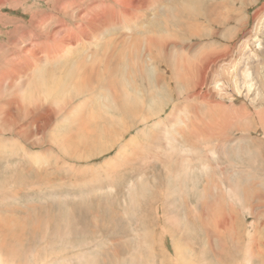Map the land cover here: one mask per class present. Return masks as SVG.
I'll return each mask as SVG.
<instances>
[{
  "label": "rangeland",
  "instance_id": "obj_1",
  "mask_svg": "<svg viewBox=\"0 0 264 264\" xmlns=\"http://www.w3.org/2000/svg\"><path fill=\"white\" fill-rule=\"evenodd\" d=\"M85 1L0 0V264H264V0H202L226 2L219 15L231 16L215 26L202 11L196 37L168 16V48L154 49L162 63L142 55L126 118L102 85L82 79L67 88L75 97L55 98L76 56L34 61L26 50L41 53L33 39L55 33L54 16L77 32ZM140 27H113L122 41L111 56L141 40ZM81 42L93 51L94 39ZM225 48L231 64L198 65ZM86 49L78 55L88 62ZM202 71L222 89L196 82Z\"/></svg>",
  "mask_w": 264,
  "mask_h": 264
},
{
  "label": "bare ground",
  "instance_id": "obj_2",
  "mask_svg": "<svg viewBox=\"0 0 264 264\" xmlns=\"http://www.w3.org/2000/svg\"><path fill=\"white\" fill-rule=\"evenodd\" d=\"M92 1H91V4L92 3L93 4L91 5L90 9L87 10L85 8L86 16H81L83 14H80V16L77 14L78 16H75V20L79 22V25L75 27L77 32L73 31L71 27L68 26L70 25V23L66 25L65 22H62V20H60L61 17L54 16L55 18L53 19H56L55 21L57 22L58 31L56 30L55 33L49 34L47 37H45L43 33H40L41 36H43L41 39L42 41H39L40 40L39 38L30 36V37H34V39L33 38L32 39L35 45L36 43H38L39 48H41L40 49L41 53H39V50L38 52H36V49L34 50L26 49V50L29 51L28 55H30V58L32 57L34 61H38L37 58L39 55L40 57L45 55L44 59L48 58L50 61L54 59L57 60L59 57L63 56L62 53L76 56V60L73 62V64H71V66L70 65L68 66L69 69L67 68L66 75H68V78L63 79V77L61 76L62 77L61 79L60 78H58V80L56 79L55 81L56 86L54 87L57 93H55L56 96L54 97L64 98V95L62 93L66 92L67 94V88H71L72 91H75L76 87H75L74 82L77 79L78 80L82 79V81L84 82V87H89L91 84L93 85L96 83L95 85H102L101 87L98 88L100 92L99 93L100 96L111 95L110 101L114 103L116 102V105H117V107L113 109L112 112L114 113L117 112L119 113V115L120 113L124 114L122 118L123 117L126 118L130 114L135 113L137 109L136 105L134 104V101L137 102L136 95L139 93L138 92L139 88L137 87V84L135 86V85H132L133 83L131 82H132L133 76H137V78L140 81L143 80V76H144L143 69L146 68V65H143V63H145L143 56H146V57L149 56L148 57L150 58L149 61H151L153 64L157 66L161 65L162 63L161 57H159V55L154 52V49L161 48L162 49L161 51L164 52V49L168 48V45L165 42V38H164L166 36L165 29L168 28V25H167L168 16H176V18L178 19L177 25L178 26L180 25L181 31L183 33L185 32L184 34L188 35L189 37H196L204 31L202 29H199L200 23L198 19L196 18V16H198L197 14H201L202 11H204L205 20L209 21L215 26L224 25L226 21L228 20V17L231 16L229 15V12L220 13L221 16H223V18L219 15L218 10L226 9L227 7L226 2L224 1L219 4L212 3L209 6H206L205 8H204L202 0H182V2L181 0H98L94 2ZM161 2L162 4L158 5ZM83 6H87V5L84 4ZM161 6H164L163 10H158V8ZM147 11L151 12L152 16H156V19L154 20V22L153 20H150L152 24H150L149 26L147 25L148 27L144 29V25L146 23L144 24V22H139V20L143 16H146V13H148ZM91 13L93 14V16H90ZM157 16H160V17L157 18ZM33 17L35 18V16ZM180 18H183V22H179ZM117 24L120 25L121 27L123 26V28H126L133 33H134V27L139 24L141 26L140 28H142L143 30L135 33L137 35H140L139 38L141 40L138 41L137 37H133L130 40L128 37V40H130L128 44L131 45L130 49L128 50V47L126 45L125 47H121V49H119L118 52L116 51L117 58H114L113 56H111L112 54L109 53V51L113 47L112 42L113 41L116 42L115 47H119L118 44H121L120 42L121 39L117 41L115 40L116 39L115 36L120 35L119 32H117V30H122V29L118 28L116 29V31H113L115 30V28L113 27H116ZM182 24L184 25L182 26ZM185 25L186 27H184ZM61 30H64V33H66V35H63V37H57V35L59 34ZM77 33H78V36H77ZM91 39L92 40L94 39L95 41V44L91 42L95 46L92 52L89 51L91 50L90 47L88 46L89 44L87 45L86 43L81 42V41L90 42ZM123 39L126 40L127 38H123ZM173 41H176V40L175 39L171 40V42ZM78 44H81V45L78 47L77 46ZM174 46L180 48L179 45H176L173 43L172 48ZM77 47L82 49V51L87 48L86 51H88L90 54L89 55L90 61L87 62L84 60L85 57L83 58L81 57V55H78L80 53L79 52L80 49L78 50L79 53L74 51L73 48H77ZM229 53H230V50L227 51V49L225 48L224 50L217 52L213 55H211L210 53L203 54L199 57L198 65H201L204 68H209V67L214 68L215 66H218V67L226 66L227 64H231L229 62L231 58V56H229ZM22 54H25V53H22ZM154 55H155V59H154ZM10 58L11 57L9 56V59ZM13 59L14 58H12L11 60ZM22 59L23 61L25 60L24 57H22ZM8 61L6 65L11 63L10 65H7L8 67L9 66L11 67L12 62L10 60ZM34 61L32 62L34 63L33 65L35 66L36 62ZM118 61H121L122 63H119ZM32 62L29 60H26L23 63L24 65L31 67ZM13 64H15L14 60H13ZM56 64L57 63L55 62V65ZM100 68H102L103 72H101ZM63 71L64 70H62V73ZM101 73H103L105 76H108V74L111 76L108 80L102 83V81L100 80ZM208 74L211 75V71L208 72ZM50 79H51V76H50ZM196 79H197L196 82H201V83L209 82V83L214 84V86L213 85L212 86L216 88L217 90L222 89L220 86H218V85H221V81H220V77L217 75L213 76V80H212V79H209V77L206 76L205 73L202 71L199 78H197L196 76ZM96 80L100 81V83H98ZM157 80L163 81V76L158 75ZM263 88H264V85H263ZM96 90L93 92V94L97 93ZM76 93L77 92L73 93L72 95L67 94V97L73 98L75 97ZM144 93L146 94V97H149L152 94V91L148 90V91H144ZM260 102H262V105H264L263 99ZM98 119L99 117L93 118L92 123L96 124ZM100 128L103 129V127H100Z\"/></svg>",
  "mask_w": 264,
  "mask_h": 264
}]
</instances>
